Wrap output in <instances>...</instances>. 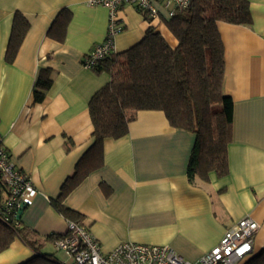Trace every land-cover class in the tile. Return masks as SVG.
I'll return each mask as SVG.
<instances>
[{"label": "crops", "instance_id": "0c3cea01", "mask_svg": "<svg viewBox=\"0 0 264 264\" xmlns=\"http://www.w3.org/2000/svg\"><path fill=\"white\" fill-rule=\"evenodd\" d=\"M252 23H218L224 45L223 91L234 101L229 174L210 173L209 182L190 180L188 169L196 135L172 127L159 111L128 114L129 133L95 147L89 105L110 82L84 65L104 41L109 10L90 0H0V135L11 163L30 177L37 192L22 215L32 240L16 237L0 254V264H23L38 256L60 258L55 236L67 234V220L52 206L67 181L84 176L64 206L83 222L104 252L124 242L173 248L183 259L199 261L226 231L250 217L261 226L247 264L264 251V0H248ZM160 18L149 21L134 7L120 12L125 29L115 54L140 43L154 27L175 49L178 41ZM71 13L57 23L62 10ZM30 29L16 59L6 60L15 14ZM50 33V34H49ZM64 37V38H63ZM51 72V86L35 101L40 73ZM53 238V239H52Z\"/></svg>", "mask_w": 264, "mask_h": 264}, {"label": "trees", "instance_id": "16d2710c", "mask_svg": "<svg viewBox=\"0 0 264 264\" xmlns=\"http://www.w3.org/2000/svg\"><path fill=\"white\" fill-rule=\"evenodd\" d=\"M190 1L188 9L166 20L167 28L178 41L175 49L150 27L140 43L98 62L93 71L108 74L110 82L92 97L89 110L95 147L100 150L105 140H118L129 133V113L163 112L172 127L196 135L189 179L199 177L209 182L210 173L219 178L229 174L228 147L234 124V101L223 91L225 55L218 23L250 25L252 20L248 0ZM70 19L71 13L64 9L56 20L60 24L65 21L61 24L63 36ZM29 29L27 18L17 12L7 62L16 59ZM50 74L49 70L40 73L35 86L36 102H41L50 88ZM83 177L75 174L65 184L60 197L52 201L53 208L67 222L83 221L82 215L64 206L65 198ZM8 197L9 191L0 178V212H4ZM10 218L9 224L0 219V254L9 249L16 237L33 246L22 227V217ZM16 223L20 226L15 227ZM64 236H55L54 242ZM23 264H56V260L52 255H42ZM247 264H264V251Z\"/></svg>", "mask_w": 264, "mask_h": 264}, {"label": "built area", "instance_id": "2783aa9c", "mask_svg": "<svg viewBox=\"0 0 264 264\" xmlns=\"http://www.w3.org/2000/svg\"><path fill=\"white\" fill-rule=\"evenodd\" d=\"M156 3L162 5L168 18L191 5L190 0H90V5L109 10V20L104 41L95 45L86 55L84 65L93 69L98 62L115 54L116 37L125 29L120 17L124 6H132L149 21H155L160 18ZM0 178L9 191L4 212H0V219L9 224L10 217L18 216L23 205L29 204L37 192L30 177L11 163L1 135ZM67 223V234L54 242L56 252L65 256V260L59 264H239L253 253L255 236L261 228L255 220L246 217L228 229L220 243L199 261L190 262L170 246L162 245L124 242L106 253L83 221ZM19 226L16 223L15 227Z\"/></svg>", "mask_w": 264, "mask_h": 264}, {"label": "water", "instance_id": "95a60500", "mask_svg": "<svg viewBox=\"0 0 264 264\" xmlns=\"http://www.w3.org/2000/svg\"><path fill=\"white\" fill-rule=\"evenodd\" d=\"M25 208H26V205H23V207L21 208V210L19 211V215H18V217L19 218H21L22 217V215H23V213H24V210H25Z\"/></svg>", "mask_w": 264, "mask_h": 264}, {"label": "rangeland", "instance_id": "374dc122", "mask_svg": "<svg viewBox=\"0 0 264 264\" xmlns=\"http://www.w3.org/2000/svg\"><path fill=\"white\" fill-rule=\"evenodd\" d=\"M57 253H58V255H59V259H60V258L65 259V256H64L63 253H61V252H57Z\"/></svg>", "mask_w": 264, "mask_h": 264}]
</instances>
